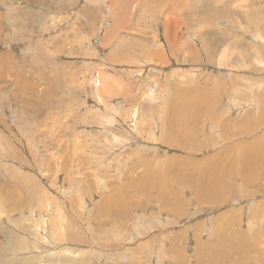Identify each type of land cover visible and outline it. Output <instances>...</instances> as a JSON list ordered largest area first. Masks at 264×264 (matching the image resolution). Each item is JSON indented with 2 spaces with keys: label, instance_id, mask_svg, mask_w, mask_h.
<instances>
[{
  "label": "rangeland",
  "instance_id": "374dc122",
  "mask_svg": "<svg viewBox=\"0 0 264 264\" xmlns=\"http://www.w3.org/2000/svg\"><path fill=\"white\" fill-rule=\"evenodd\" d=\"M263 108L264 0H0V264H264Z\"/></svg>",
  "mask_w": 264,
  "mask_h": 264
},
{
  "label": "bare ground",
  "instance_id": "6f19581e",
  "mask_svg": "<svg viewBox=\"0 0 264 264\" xmlns=\"http://www.w3.org/2000/svg\"><path fill=\"white\" fill-rule=\"evenodd\" d=\"M48 23V22H47ZM169 31V30H168ZM56 43V42H55ZM57 44V43H56ZM59 44V43H58ZM4 46V45H3ZM54 49V48H53ZM60 49V48H59ZM57 51V50H56ZM56 54V53H55ZM140 68V67H139ZM96 70V69H95ZM259 80V79H258ZM257 82V80H256ZM263 86V85H262ZM107 88V87H106ZM109 88V87H108ZM264 109V108H263ZM260 110V109H259ZM177 113V112H176ZM170 120L172 123L176 122V124H178L179 126L181 125L182 122V118L178 119V120H174L170 117ZM227 126H221L220 128V132L224 133ZM242 145L236 147L233 150V154L230 156L231 159V167L229 169V171L227 172V174L230 177L229 180V184H231L232 178L235 177L236 180H241L242 185L250 187L252 186L254 183H259L264 181V152H259L254 156H250L249 153H246V150L242 149ZM246 153V154H245ZM11 180V179H10ZM154 185V184H153ZM154 189V188H153ZM158 188H155V190ZM217 191V190H216ZM257 191H259V193H264V183H261L260 186H258ZM145 193V192H144ZM162 197L164 198V196L162 195ZM262 208V207H261ZM264 208V207H263ZM262 208V210H254V216L257 219H259L263 213H264V209ZM1 213V212H0ZM237 211L236 210H232V214L231 216H229L228 221H232L235 219ZM30 219V218H29ZM58 221V220H57ZM61 228V227H60ZM236 228V227H235ZM185 229V228H184ZM236 230L232 229V233L235 232ZM262 232V229H260V233ZM71 234V233H70ZM63 235V234H62ZM144 235V234H142ZM57 237V235H55ZM142 238V237H141ZM231 239V247L233 250L231 251H222L220 256H217L216 260H219L218 262H216L215 264H232V262L234 264H238L237 263V259L233 256V255H237L236 253H233L235 251H244V249H246L249 252H253L255 251V248L253 246H249L248 248H244V246L242 245H238L236 243V241L233 239V236H230ZM140 242V241H139ZM221 243L220 241H216L214 244V248L215 249H219ZM241 248V249H240ZM24 249V248H23ZM155 250V248H154ZM20 251H22L20 249ZM23 252V251H22ZM28 252V251H27ZM31 255V254H30ZM61 255V254H60ZM181 255V254H180ZM183 255V254H182ZM181 255V257H182ZM164 256V255H163ZM19 257V256H18ZM167 257H169L167 255ZM180 257V256H179ZM178 257V258H179ZM44 258V257H43ZM171 258V256H170ZM177 258V259H178ZM32 259V258H31ZM30 261V260H28ZM177 261V260H176ZM182 261V260H181ZM17 262V261H16ZM137 262V261H136ZM178 263V262H177ZM181 263V262H180ZM245 264V261L244 263Z\"/></svg>",
  "mask_w": 264,
  "mask_h": 264
}]
</instances>
